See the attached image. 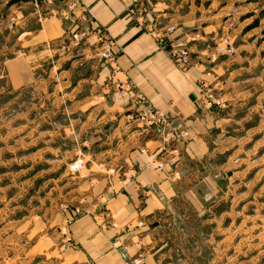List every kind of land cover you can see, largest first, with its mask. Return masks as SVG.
I'll return each instance as SVG.
<instances>
[{"label":"crops","instance_id":"1","mask_svg":"<svg viewBox=\"0 0 264 264\" xmlns=\"http://www.w3.org/2000/svg\"><path fill=\"white\" fill-rule=\"evenodd\" d=\"M10 3L16 22L0 26V83L31 99L15 112L22 132L15 156L38 164L48 196L63 195L47 208L49 221H38L25 257L31 264H201L204 229L220 218L203 217L207 185L215 174L233 175L215 158L231 149L227 132L241 123L236 107L247 105L242 61L213 57L210 48L230 35L233 20L261 11L262 0H82L91 13L80 25L90 36L79 50L67 46L76 25L61 18L62 2L0 0V12ZM100 29L114 41L115 61L99 54ZM8 31L17 36L9 58ZM175 46L187 47L189 62L174 59ZM138 94L168 115L172 139L129 122L143 107ZM77 158L86 164L79 174L68 168Z\"/></svg>","mask_w":264,"mask_h":264},{"label":"rangeland","instance_id":"2","mask_svg":"<svg viewBox=\"0 0 264 264\" xmlns=\"http://www.w3.org/2000/svg\"><path fill=\"white\" fill-rule=\"evenodd\" d=\"M12 6L10 3L6 11L0 12L4 17L0 26L14 28L16 16ZM262 8L233 20L230 35L209 46L214 54L218 46L231 43L232 53L215 57L242 61L238 75L246 76L247 105L236 107L234 116L241 117V123L233 122L227 132L232 140L231 149L215 158L216 166L225 163L224 169L230 168L233 175L222 180L221 174H215V181L207 185L208 211L204 210L203 217L213 214L220 218L208 222L204 229L207 240H203L205 255L201 264H264V0ZM9 32L5 35L7 58L17 51V36ZM3 40L2 37V43ZM0 84V264H31L30 258L25 257L30 253L29 237L36 233L40 219L44 223L49 221L53 211L48 212L47 208H53L55 199L63 200V195L48 196L46 178L38 177V164L15 156L22 150V132L16 131L15 112L20 111L21 101L23 107L31 105L30 94L22 98L9 86L3 88ZM39 166L46 167V163ZM64 181L68 183L66 178ZM64 223L59 226L61 233ZM42 234H47V229ZM60 248L66 249L63 239ZM36 262L45 264L46 259Z\"/></svg>","mask_w":264,"mask_h":264},{"label":"built area","instance_id":"3","mask_svg":"<svg viewBox=\"0 0 264 264\" xmlns=\"http://www.w3.org/2000/svg\"><path fill=\"white\" fill-rule=\"evenodd\" d=\"M37 1V0H35ZM47 1H54V0H47ZM59 2L63 3V6L59 9L60 16L65 21H71L75 19V28L70 34L69 42L67 44L68 47L72 49L79 50L82 48V46L85 44V42L88 40L90 36V32L88 30H85L80 25V22L82 20L90 18L89 13H91L89 10L82 9L83 3L82 0H58ZM81 8V13L75 17V11ZM138 7L133 6L129 9V12L131 15H134L137 13ZM174 29L170 28L169 31L172 32ZM99 38L102 40V42L105 44V47L102 48V50L99 51V54L107 58L111 61H115V52L113 49L114 41L112 38H109L107 32L105 30L100 29L97 31ZM157 36L160 38V40H165V35L158 32ZM66 46V47H67ZM233 52V47L231 43L226 42L225 46H218L217 47V53H212V56L215 57L216 54H230ZM172 56L176 61H181L183 63H187L190 61V52L187 49L186 46H175L171 49ZM138 100L143 104L142 109L136 110L135 112H131L127 115L129 122L136 123L139 127L150 130V131H157V133L163 135V139L170 140L173 138L175 133L173 131L168 130V126L170 125V120L168 118V115L162 112L160 109L154 107L152 104H150L147 100H145L144 96L142 94H138ZM212 98V95H210ZM216 102V100H215ZM142 152H145L144 148H141ZM177 149H174V152H176ZM156 168L163 169L165 167V163L163 161H159L156 163V161L151 162ZM70 170L74 172H82L86 169V164L83 162V160H76L75 162L70 164ZM99 170L100 171H106L107 173H114L116 171L113 167H107L104 164H99ZM137 227L144 226L143 221H139ZM135 227L132 223H129L127 225V229L130 230L131 228ZM68 245H70V241H68Z\"/></svg>","mask_w":264,"mask_h":264}]
</instances>
